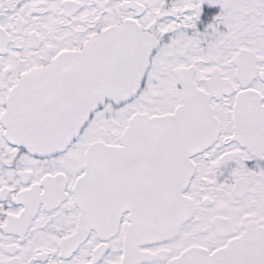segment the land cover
<instances>
[{
  "label": "snow or ice",
  "instance_id": "obj_1",
  "mask_svg": "<svg viewBox=\"0 0 264 264\" xmlns=\"http://www.w3.org/2000/svg\"><path fill=\"white\" fill-rule=\"evenodd\" d=\"M0 264H264V0H0Z\"/></svg>",
  "mask_w": 264,
  "mask_h": 264
}]
</instances>
